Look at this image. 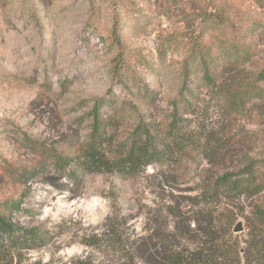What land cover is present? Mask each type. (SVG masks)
I'll list each match as a JSON object with an SVG mask.
<instances>
[{
    "label": "rangeland",
    "instance_id": "1",
    "mask_svg": "<svg viewBox=\"0 0 264 264\" xmlns=\"http://www.w3.org/2000/svg\"><path fill=\"white\" fill-rule=\"evenodd\" d=\"M223 3L229 12L260 11L253 0ZM198 6L199 0H0V214L21 228H38L45 240L35 249H6L0 264L84 258L126 264L134 240L152 236L146 242L156 253L162 244L156 238L177 228L190 232L204 209L232 210V229L242 221L240 242L246 238L247 218L264 193L257 200L214 199V185L264 159V108L250 105L235 116L206 92L195 112L183 116L188 148L135 177L84 174L69 182L49 167L46 175L19 182L40 160L28 139L76 154L98 100H112L101 107L103 117L123 108L121 136L141 120L166 127L200 32L192 16ZM263 47L246 70L264 67ZM148 89L156 93L154 104ZM102 234L106 244L87 246Z\"/></svg>",
    "mask_w": 264,
    "mask_h": 264
},
{
    "label": "trees",
    "instance_id": "2",
    "mask_svg": "<svg viewBox=\"0 0 264 264\" xmlns=\"http://www.w3.org/2000/svg\"><path fill=\"white\" fill-rule=\"evenodd\" d=\"M253 1L260 11L239 13L229 12L223 0H199L192 16L199 23L200 32L183 64L182 88L178 99L172 101L171 122L166 127L158 129L141 120L127 137L121 136L125 120L123 108L103 117L101 107L112 100H98L91 114L90 134L76 154L63 155L28 139L27 145L40 155V160L20 175L19 182L27 184L39 175H46L49 167L69 182L84 174L135 177L149 166L161 164L188 148L183 116L195 112L202 92L216 97L235 116L246 115L250 105L263 109L264 67L246 70L264 46V0ZM146 93L153 103L156 93L149 89ZM214 192V199L218 196L233 201L243 197L259 199L264 193V159L250 161L238 171L225 173L215 182ZM12 207L18 208V205L12 203ZM233 214L230 209L200 210L190 232H180L177 228L172 235L156 238L162 243L156 253L150 251L146 242H151L152 236L146 241L140 237L134 240L126 264H264V202L254 204L247 218L249 230L242 242L243 233H233ZM107 237L106 234L95 236L87 246L106 244ZM172 239H178V244H172ZM183 241H189L193 247L183 246ZM44 242L38 228H21L0 214V253L6 249H35L44 246ZM73 264L89 262L84 258Z\"/></svg>",
    "mask_w": 264,
    "mask_h": 264
},
{
    "label": "water",
    "instance_id": "3",
    "mask_svg": "<svg viewBox=\"0 0 264 264\" xmlns=\"http://www.w3.org/2000/svg\"><path fill=\"white\" fill-rule=\"evenodd\" d=\"M245 225L242 221H239L235 227L233 228V233L234 234H242L245 232Z\"/></svg>",
    "mask_w": 264,
    "mask_h": 264
}]
</instances>
